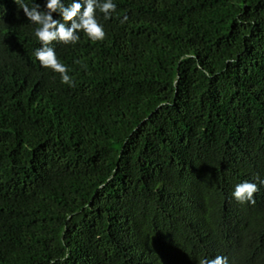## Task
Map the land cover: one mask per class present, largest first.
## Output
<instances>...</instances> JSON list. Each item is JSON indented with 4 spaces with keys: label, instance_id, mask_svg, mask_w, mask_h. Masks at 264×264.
Segmentation results:
<instances>
[{
    "label": "trees",
    "instance_id": "trees-1",
    "mask_svg": "<svg viewBox=\"0 0 264 264\" xmlns=\"http://www.w3.org/2000/svg\"><path fill=\"white\" fill-rule=\"evenodd\" d=\"M114 2L69 87L0 0V264H264V0Z\"/></svg>",
    "mask_w": 264,
    "mask_h": 264
},
{
    "label": "clouds",
    "instance_id": "clouds-1",
    "mask_svg": "<svg viewBox=\"0 0 264 264\" xmlns=\"http://www.w3.org/2000/svg\"><path fill=\"white\" fill-rule=\"evenodd\" d=\"M13 3L33 25L32 36L39 45L32 53L35 60L41 68L59 74L60 82L69 87L73 86V77L69 75L68 66L58 59L52 45L75 46L81 35L93 43L102 41L105 31L101 18L109 20L117 8L114 0H43V6L36 0L31 3L28 0H13ZM53 14L58 19L53 18ZM255 179L259 187H264V178ZM258 184L241 181L233 186L230 196L237 203L254 204V195L259 191ZM199 264H228V261L227 257L216 255L215 258L200 259Z\"/></svg>",
    "mask_w": 264,
    "mask_h": 264
}]
</instances>
